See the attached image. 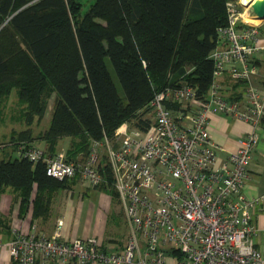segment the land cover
I'll list each match as a JSON object with an SVG mask.
<instances>
[{"label": "trees", "instance_id": "obj_1", "mask_svg": "<svg viewBox=\"0 0 264 264\" xmlns=\"http://www.w3.org/2000/svg\"><path fill=\"white\" fill-rule=\"evenodd\" d=\"M226 2L92 0L82 13L81 0H0V99L16 88L26 124L11 132L16 156L0 158V193L16 192L19 216L31 206L32 218L45 217L52 193L67 185L66 177L48 175L42 160L24 155L26 147H40L30 126L44 116L49 99L54 95L49 123L37 137L48 154L70 139L67 158L75 161H84L96 141L113 139L122 123L145 129L158 92L192 86L205 100L215 67L209 54L227 24ZM189 103L166 102L183 112ZM102 156L101 188L113 183Z\"/></svg>", "mask_w": 264, "mask_h": 264}, {"label": "built area", "instance_id": "obj_2", "mask_svg": "<svg viewBox=\"0 0 264 264\" xmlns=\"http://www.w3.org/2000/svg\"><path fill=\"white\" fill-rule=\"evenodd\" d=\"M226 13L227 24L218 29L209 54L215 67L205 100L196 97L192 86L156 93L145 129L122 123L113 139L96 141L84 161L37 146L24 150L31 160H42L52 177L81 175L100 183L99 147H105L112 184L128 220L123 246L106 249L95 235L63 239L59 222L50 236L29 231L17 232L6 243L0 240L14 264H264V246L254 244L248 210L254 199L241 192L257 135L243 134L235 150L222 158V147L209 132V120L217 113L253 127L264 114L261 95L250 83L242 99L225 94L218 82L225 72L248 82L257 72L253 54L264 49L249 6L227 0ZM167 101H189L191 107L173 110Z\"/></svg>", "mask_w": 264, "mask_h": 264}, {"label": "crops", "instance_id": "obj_3", "mask_svg": "<svg viewBox=\"0 0 264 264\" xmlns=\"http://www.w3.org/2000/svg\"><path fill=\"white\" fill-rule=\"evenodd\" d=\"M262 22L258 24L260 36L263 39L264 27ZM251 61L257 66V72L251 76L248 82L245 80H235L228 72H225L223 76L219 77L218 82L225 94L231 96L238 93L237 95L242 99H244L246 87L250 83L251 86L258 90L264 103V49L261 48L254 52ZM249 131H255L257 142L251 153V161L247 168V174L242 184L241 192L246 199H254V204L248 208L251 215V222L255 227L253 241L258 248H262L264 246V125L260 121L258 126L253 127L249 123L225 113L214 114L209 120L210 135L221 145L222 148L218 153L222 158L226 157L229 152L235 150L239 137ZM36 144L42 148L45 147L43 141L36 142ZM6 153L11 154L12 151L6 150L4 153L1 152L0 158L6 156ZM60 204L61 202L57 205L51 204L47 217L32 218L31 206L27 209L25 215L19 216V198L11 187H6L0 193L1 242L6 243L11 240L17 232L26 233L29 231H37L39 234L50 236L56 228L53 222L60 218L58 217V212H56L60 209ZM73 211L74 207H71L70 211H67V216H71ZM94 235L97 236V234ZM85 236L87 237L88 235ZM85 236L77 235L76 222H74L72 229L62 232L63 239ZM97 237L102 241L104 248H106L104 245L105 242L101 238H113L109 236ZM0 261L1 264H14L10 260L6 246L0 247ZM35 264H39V261L37 260ZM50 264L57 263L50 262Z\"/></svg>", "mask_w": 264, "mask_h": 264}, {"label": "rangeland", "instance_id": "obj_4", "mask_svg": "<svg viewBox=\"0 0 264 264\" xmlns=\"http://www.w3.org/2000/svg\"><path fill=\"white\" fill-rule=\"evenodd\" d=\"M81 1L83 3L81 11L84 13L88 9L89 3L92 0ZM262 23L264 27V20ZM108 64L119 92L123 93L111 64L109 62ZM53 100L54 95L48 101L44 116L39 120L35 117L30 126L31 132L35 137L32 142L35 145L36 142L38 143L40 141L37 136L49 123ZM19 114L20 105L16 96V88H13L7 96L0 99V148L4 147V149H0V153H4L6 150H13L12 146H10L12 130L18 131L26 126L25 122L20 119ZM69 147L70 139L63 138L58 141L56 151L66 153ZM105 150V147H99L101 155L106 154ZM11 155L13 157L16 156V152H12ZM81 156L82 155L78 153V157ZM102 160H105L104 156ZM65 182L67 184L65 188L56 190L52 193L51 204L57 205L61 202L60 209L56 211L60 218L53 222V225L58 227L59 222H61L60 230L61 232H64L65 230L72 229L74 222H76L78 236H91L92 234H97V236L102 237H113H103L101 239L105 242L104 245L108 249L115 250L121 248L128 236V220L121 204L119 203L118 195L113 184L112 186H104L101 188L99 187V183H92L81 175L66 177ZM111 189L115 191L116 195H112L110 191ZM71 207H74L73 214L67 216ZM48 214L45 217H47ZM64 215L65 217L63 218Z\"/></svg>", "mask_w": 264, "mask_h": 264}, {"label": "water", "instance_id": "obj_5", "mask_svg": "<svg viewBox=\"0 0 264 264\" xmlns=\"http://www.w3.org/2000/svg\"><path fill=\"white\" fill-rule=\"evenodd\" d=\"M241 6H249L252 23H259L264 20V0H239Z\"/></svg>", "mask_w": 264, "mask_h": 264}]
</instances>
